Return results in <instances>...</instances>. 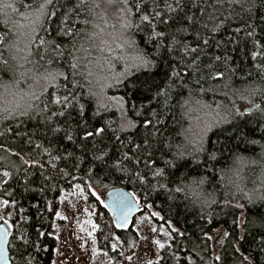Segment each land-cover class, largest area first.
Returning <instances> with one entry per match:
<instances>
[{"label":"snow or ice","instance_id":"6c2138e0","mask_svg":"<svg viewBox=\"0 0 264 264\" xmlns=\"http://www.w3.org/2000/svg\"><path fill=\"white\" fill-rule=\"evenodd\" d=\"M110 8L115 10L111 17ZM0 17L7 29L0 33V48L10 53V59L0 54V72L13 77L12 84L5 83L0 93V121H36L33 132L23 133V143L29 150L11 153L21 162L12 167L17 171L24 167L25 190L42 192L70 178V183L79 181L72 185L78 190L74 195L86 199L87 189L109 208L96 195L91 181L102 182L101 176L108 180L115 177L117 182L139 185L142 196L133 191V204L126 193L111 190L109 195L116 206L113 211L139 207L142 199L147 209L141 221L144 223L154 217L163 219L152 210L153 194L174 198L176 193L208 183L225 153L243 163L247 158L237 154L241 149L259 148V159L264 161V88L231 89V96L223 91L230 89L231 77L236 75L231 53L238 51L241 43L245 48L251 44V60L258 61L255 69L264 77V42L257 38L258 29L264 33V0H0ZM112 19L116 22L112 23ZM231 21L239 22L232 35L224 41L217 39L215 34L225 30ZM117 25L119 35L114 39L120 40L118 47L136 51L119 72L104 55L112 51L105 37ZM133 31L143 33V48L131 38ZM209 49H214L211 55ZM93 50L100 55L92 57ZM25 64L32 65V69L20 71ZM18 71L21 79L30 81L27 91L19 88ZM161 71L163 77L157 82L155 76ZM135 73H143V79H131ZM130 85L132 95L143 90L141 103L133 102L129 91L108 95V89H129ZM209 92L222 93L230 105L212 108L202 99ZM237 99L246 106L240 107ZM176 107L188 122L180 133L183 142L178 145L164 134L168 115ZM113 110L119 113V119L106 115ZM196 112H203L204 118L196 115L193 120ZM192 172L196 173L194 177ZM12 175L5 168L0 172L4 178L0 184H7ZM252 182L256 186L249 192L234 184L245 203L233 205L226 199L224 206L240 209L241 234L237 243L251 231L256 245L250 254L241 253L243 264H264V164ZM215 203L214 199L202 201L204 207ZM15 205L14 199H0V246L7 242L10 249H15L20 264H39L43 250L39 237L43 233L37 231L33 238L19 224L10 223L12 212L6 210ZM84 211L92 214L90 209ZM55 215L59 217L60 213ZM124 219L126 223V215ZM98 227L92 224L93 229ZM146 227L149 233L157 232L150 224ZM172 233L184 235L177 228L163 235L174 239ZM228 235L227 231L223 233ZM115 239L119 241V237ZM150 242L160 250L166 245L172 247L160 239ZM111 249L116 251L117 244L112 243ZM235 251L240 252V248L235 247ZM126 259L131 260V256ZM214 259L222 261L218 254ZM147 264H159V260L149 259Z\"/></svg>","mask_w":264,"mask_h":264},{"label":"trees","instance_id":"16d2710c","mask_svg":"<svg viewBox=\"0 0 264 264\" xmlns=\"http://www.w3.org/2000/svg\"><path fill=\"white\" fill-rule=\"evenodd\" d=\"M195 11V9H193ZM110 17L114 15L113 8L108 9ZM3 17H0L2 20ZM115 20V19H114ZM55 23V22H54ZM239 24L238 21H231L226 26L225 30L215 34L219 40H227L232 35V31ZM78 27H81L78 25ZM7 29L3 23H0V33L5 32ZM110 31V30H109ZM133 40L136 41L137 47L143 48L144 44L141 39L142 33L133 31L130 33ZM111 44L112 51H106L104 55L112 60L115 71L123 70L125 60L136 55L133 48L118 47L120 41L117 43L109 36L105 37ZM257 38L264 42V33L257 30ZM236 47L229 45V48ZM214 49H209V55L213 53ZM218 51V50H215ZM251 44L245 48L243 43L239 45L238 51L232 52L233 67L237 69L236 75L231 77L230 89H224L231 96V89H242L247 86H254L264 88V77L259 74L255 69V63L250 57ZM0 54L5 58L10 59V53L3 48H0ZM131 54V55H130ZM92 57L100 55L99 52L93 50ZM207 59V58H205ZM32 69V65L25 64L24 69L20 71H28ZM43 72V68L40 69ZM251 73V75H248ZM136 76L143 79V73H135L131 79L135 80ZM163 77V71L160 75L155 76L157 82ZM243 77V78H242ZM16 79L19 81V88L22 91L28 90L30 83L27 79H21L19 71L16 73ZM13 77L11 73L0 72V93H3V85L12 84ZM15 91V89H12ZM51 91V89H49ZM125 91L130 92V98L133 102L141 103L140 97L144 95L143 90H139L135 95L131 94V85L129 89H108V95H123ZM187 97V91L184 93ZM127 98V97H126ZM9 99L11 97L9 96ZM183 99V98H181ZM202 99L205 103L210 104L213 108L219 105H230V100L222 93L213 95L211 92L205 94ZM232 99H236L232 97ZM240 107L246 106L243 101L236 100ZM182 110L179 107L173 108L172 113L168 115L165 127V135L168 136L173 144H180L183 142V136L180 135L183 128L188 127L187 120L182 118ZM113 120L119 119V113L115 110L106 114ZM129 115H133L129 112ZM140 119V117H136ZM194 119V118H193ZM17 125H19L17 127ZM7 128H12V132L6 131ZM36 129V121L30 120L21 123L17 120L0 121V172L5 168L12 171L13 175L8 179L7 184H3L0 188V198L14 199L16 201L15 208H8L6 211L12 212V219L10 223L19 224L22 230L28 232L33 238H36L37 231L42 232L43 236L39 237L41 248L39 253V264H53L55 256V248L57 247V216L55 213L59 212L62 197L72 192L75 188V183L79 181L61 180L57 187L52 189L44 188L41 191L25 190L23 186L24 167H20L19 171L12 165L19 166L21 164L19 158L12 155L13 152H27L29 146L23 143L26 137L23 136L25 132H33ZM20 133V135H17ZM215 139V137H213ZM260 149L256 148L254 151H241L238 155H243L247 159L241 163L235 160L234 155L225 153L224 156L219 158V163L216 164L215 174L212 179L203 184L202 186H193L186 192L174 194V198H169L167 194H153L150 202L154 201L153 211L159 212L163 219L156 218V221L163 225L167 231L171 228H177L184 233L183 236L177 233H172L174 239H169L168 244L172 247H165L160 251L159 264H243L241 253L250 254L256 250V245L253 240L251 231L244 240H239L241 228L238 222L242 219L240 209L224 206L226 199L231 200L232 204L237 202L243 204L246 201L242 198V193L237 192L234 184H239L244 191H251L256 185L253 180L261 172V164L264 161L259 159ZM27 159V156L25 157ZM257 160L258 163H251L250 161ZM77 175L83 176V173ZM191 175L194 177L195 172ZM87 180V177H84ZM102 182L91 181L94 189H110L114 187H123L131 192L135 191L137 196H142L139 185L135 187L131 184L124 182H117L115 177L111 180L105 179L103 176L99 178ZM32 188H38L39 185H32ZM11 193V196L6 195ZM85 195L89 202L93 204L95 214L94 221L99 227L96 230V238L99 249L107 253L109 264H122L124 255H131L138 246L139 235L133 228V225L127 230H118L114 224V218L110 212L104 207L95 196L88 194L85 189ZM235 195L236 199H233ZM215 200L217 203L212 204L210 207H204L202 201ZM143 205V200L141 199ZM39 206V211L37 210ZM147 211L144 209L140 214ZM139 214V215H140ZM250 218L251 217L250 214ZM171 226V227H170ZM224 227L229 235L225 238L219 254L222 261L217 262L214 259L212 251V241L207 239V236L214 230ZM253 226H249L251 229ZM12 231H15L13 229ZM116 237H119L120 247L117 250L111 249V244L116 243ZM10 235V239H11ZM235 247L240 248V252L235 251ZM123 249L124 253L121 252ZM11 264H20L19 253L15 249H10ZM147 264V263H144Z\"/></svg>","mask_w":264,"mask_h":264},{"label":"rangeland","instance_id":"374dc122","mask_svg":"<svg viewBox=\"0 0 264 264\" xmlns=\"http://www.w3.org/2000/svg\"><path fill=\"white\" fill-rule=\"evenodd\" d=\"M112 23L116 21L112 19ZM112 33L109 37L117 43L120 41L119 25L115 31L110 29ZM141 33V32H139ZM143 34V33H142ZM131 55V54H130ZM213 108V107H212ZM198 115L204 118L203 112H196L195 116ZM193 119V120H194ZM4 179L0 176V180ZM3 184H0V188ZM96 195L104 200L106 189H94ZM78 190L74 189L72 192L65 194L61 200V206L59 209L60 216H57V247L55 248V256L53 264H109L108 256L102 252L98 247L96 238V229L92 228L94 221L95 210L93 204L85 199L84 196L74 195ZM2 199V198H0ZM84 209H90L91 215L85 212ZM147 211L138 215L133 223V228L139 235V243L135 251L131 255H124L122 264H144L149 259L160 258V249H157L154 243L150 240L160 239L161 242H165L169 238L164 236L163 233L167 231L163 225L156 221V218H152L151 221H145L141 223L143 216ZM2 214V213H0ZM67 217L64 219L63 217ZM2 223V222H0ZM150 224L152 227L157 229L156 233H149L146 227ZM227 231L224 227H220L209 234L212 236V251L213 256L219 254V250L222 244L218 243L219 240L224 242L225 236L223 233ZM91 233V235H89ZM145 236H149L150 239H145ZM93 239L95 243H93ZM116 244L120 247L119 242L116 240ZM96 250L95 252L93 250ZM59 250V251H57ZM124 253L123 249L121 250ZM131 256V260H127L126 257Z\"/></svg>","mask_w":264,"mask_h":264},{"label":"water","instance_id":"95a60500","mask_svg":"<svg viewBox=\"0 0 264 264\" xmlns=\"http://www.w3.org/2000/svg\"><path fill=\"white\" fill-rule=\"evenodd\" d=\"M113 189H115L119 192L126 193L128 195V199H129L130 203L134 204L135 201L132 200V197H131L132 192L123 188V187H114V188L108 189L104 195L105 203H107L111 206V207L106 208V209L113 216L115 227L118 230H127L128 228H130L133 225L135 218L144 210L143 205L141 204L139 207H131L130 210L128 208H122L121 210L113 211V209L116 206L113 203V198L109 195L110 191ZM125 215L127 217L126 223H125V219H124ZM117 224H122L123 227H117ZM2 229H3V224L0 223V230H2ZM8 239H10V236L8 237ZM0 247H2V254H0V264H11L10 250H9L8 243L5 242Z\"/></svg>","mask_w":264,"mask_h":264}]
</instances>
